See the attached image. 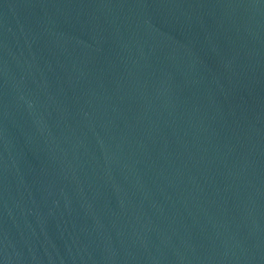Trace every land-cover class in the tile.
I'll return each mask as SVG.
<instances>
[{"label":"water","instance_id":"obj_1","mask_svg":"<svg viewBox=\"0 0 264 264\" xmlns=\"http://www.w3.org/2000/svg\"><path fill=\"white\" fill-rule=\"evenodd\" d=\"M0 264H264V0H0Z\"/></svg>","mask_w":264,"mask_h":264}]
</instances>
